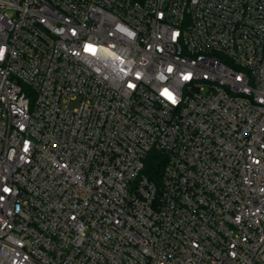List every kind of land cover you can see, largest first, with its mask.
<instances>
[{
	"label": "built area",
	"instance_id": "built-area-1",
	"mask_svg": "<svg viewBox=\"0 0 264 264\" xmlns=\"http://www.w3.org/2000/svg\"><path fill=\"white\" fill-rule=\"evenodd\" d=\"M0 264H264V0H0Z\"/></svg>",
	"mask_w": 264,
	"mask_h": 264
},
{
	"label": "trees",
	"instance_id": "trees-1",
	"mask_svg": "<svg viewBox=\"0 0 264 264\" xmlns=\"http://www.w3.org/2000/svg\"><path fill=\"white\" fill-rule=\"evenodd\" d=\"M165 165V157L158 152H152L146 161L144 174L157 186H160Z\"/></svg>",
	"mask_w": 264,
	"mask_h": 264
},
{
	"label": "snow or ice",
	"instance_id": "snow-or-ice-1",
	"mask_svg": "<svg viewBox=\"0 0 264 264\" xmlns=\"http://www.w3.org/2000/svg\"><path fill=\"white\" fill-rule=\"evenodd\" d=\"M185 78H187V77H185ZM169 99H172L173 100V102H175L174 101V98L173 97H171V95L169 94Z\"/></svg>",
	"mask_w": 264,
	"mask_h": 264
}]
</instances>
